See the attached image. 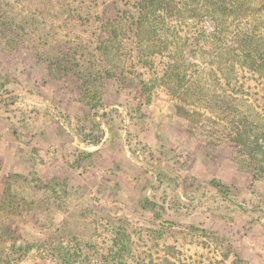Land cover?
Listing matches in <instances>:
<instances>
[{
	"label": "rangeland",
	"instance_id": "obj_1",
	"mask_svg": "<svg viewBox=\"0 0 264 264\" xmlns=\"http://www.w3.org/2000/svg\"><path fill=\"white\" fill-rule=\"evenodd\" d=\"M7 2L5 17H30L42 36L0 26V195L32 201L0 264H56L50 242L90 262L108 251L112 264H264V182L239 169L224 123L135 81L107 84L92 106L60 58L42 53L68 17L63 0Z\"/></svg>",
	"mask_w": 264,
	"mask_h": 264
},
{
	"label": "trees",
	"instance_id": "obj_2",
	"mask_svg": "<svg viewBox=\"0 0 264 264\" xmlns=\"http://www.w3.org/2000/svg\"><path fill=\"white\" fill-rule=\"evenodd\" d=\"M7 1L0 0V26L41 37L30 17L23 23L5 17ZM59 4L60 9L66 7L68 17L59 34H46L54 40L42 53L58 56L61 68L72 72L69 80L78 82L82 100L88 97L92 106L100 104L107 96V84L131 86L134 81L138 88L149 83L156 95L167 90L174 101H183L186 95L224 123L225 142L239 169L252 181L264 182V0H63ZM71 30L79 34L78 42L62 47V37ZM82 34L86 39L81 42ZM112 49L115 61L109 58ZM181 82L186 87L179 91ZM31 202L0 195V243L10 236L18 238L16 222ZM47 204L52 206V201ZM60 231L57 226L54 236L61 237ZM48 239H53L51 234ZM52 243L56 264L58 257V264H75L72 256L77 253L76 264H112L111 252L90 262L89 252L78 247L70 252L75 244L55 248Z\"/></svg>",
	"mask_w": 264,
	"mask_h": 264
}]
</instances>
